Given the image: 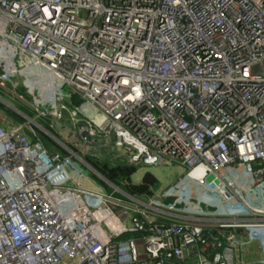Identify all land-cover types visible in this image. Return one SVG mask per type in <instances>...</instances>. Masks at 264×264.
I'll list each match as a JSON object with an SVG mask.
<instances>
[{
  "label": "built area",
  "instance_id": "obj_1",
  "mask_svg": "<svg viewBox=\"0 0 264 264\" xmlns=\"http://www.w3.org/2000/svg\"><path fill=\"white\" fill-rule=\"evenodd\" d=\"M23 90L49 128L68 115L80 143L186 182L72 183L4 100ZM0 105L22 118L0 120V264H247L251 244L264 264V0H0Z\"/></svg>",
  "mask_w": 264,
  "mask_h": 264
},
{
  "label": "rangeland",
  "instance_id": "obj_2",
  "mask_svg": "<svg viewBox=\"0 0 264 264\" xmlns=\"http://www.w3.org/2000/svg\"><path fill=\"white\" fill-rule=\"evenodd\" d=\"M67 92V91H66ZM23 96L24 100L20 101L16 98H4L8 102V104L12 106H16L19 109H23V113L26 114V117H30L33 122L36 124H39L41 128L39 129L38 133L40 135H45L49 139H51L54 142L55 149L57 153H61L64 156L68 157V159L71 161L72 166L69 169V174L73 180L72 183H74L75 179L78 177V171L81 173L80 175L84 176L85 179L83 180L86 185L89 187H96L98 180V183L105 184V178L103 179V175H101L99 172H94L93 167L91 163H95L93 159L101 160V155H97V153L101 150H109V148H106L103 144L102 140H99L97 138H94V141L92 143L84 144L82 141L80 143L78 132L74 129H71L69 127V124L65 122L61 123H55L50 121L51 117L47 116L48 119H44L46 122H50L51 128H49L47 125H44V121L37 119L36 117L39 115V112H35L34 110L36 107H38V99L40 97L39 93H36V100L31 97L28 90H23ZM4 101L6 104L7 102ZM40 107V106H39ZM27 109L32 110L33 115L28 116L27 115ZM25 110V111H24ZM40 110V109H39ZM12 110H10L7 106H1L0 105V120H3L2 115H9L11 118H13L17 122L22 123V118L16 117L13 113H11ZM29 114V113H28ZM66 118V117H65ZM4 122V121H3ZM1 124L6 125V121L4 123L0 122ZM28 127V131H30L31 127L35 126L32 123H29L28 121L25 122ZM58 124V126H57ZM8 125V124H7ZM37 129V128H36ZM96 150V152H94ZM120 152H123L120 150ZM93 153V154H92ZM95 153V154H94ZM95 170V169H94ZM87 173H86V172ZM100 174V175H99ZM146 174L153 175L159 182V185L157 187H154L156 192L158 194L170 191L174 192L176 189L180 187L181 182H186V176H185V168L175 164L174 166H139L137 172L131 177V182L135 186H140L143 183V178ZM101 177L100 179L98 177ZM98 187V186H97ZM101 188V187H99ZM197 193L193 190H188L187 194L184 196L187 199L195 201ZM169 205H172L173 202H168ZM249 248V245L246 246L247 253ZM254 250L258 251V247L255 246ZM140 253H142V249L140 248Z\"/></svg>",
  "mask_w": 264,
  "mask_h": 264
},
{
  "label": "trees",
  "instance_id": "obj_3",
  "mask_svg": "<svg viewBox=\"0 0 264 264\" xmlns=\"http://www.w3.org/2000/svg\"><path fill=\"white\" fill-rule=\"evenodd\" d=\"M15 116L20 119L19 116ZM65 121L70 125L68 115H66ZM39 138L50 151H54L55 146L51 139L40 134ZM97 155H101L102 159L97 161L93 159L95 163H91L92 167L103 175L105 179L120 187L127 193L138 196L149 195V190L159 185L158 180L153 175L146 174L143 178L142 185L135 186L131 182V177L137 172V167L128 165L116 152L111 150H101L97 153ZM96 182L98 187L110 192V189L105 184L98 183V180H96Z\"/></svg>",
  "mask_w": 264,
  "mask_h": 264
},
{
  "label": "crops",
  "instance_id": "obj_4",
  "mask_svg": "<svg viewBox=\"0 0 264 264\" xmlns=\"http://www.w3.org/2000/svg\"><path fill=\"white\" fill-rule=\"evenodd\" d=\"M255 245H250L247 253H244V257L247 264H260L262 263V254L258 251L254 250ZM246 251V249L244 250Z\"/></svg>",
  "mask_w": 264,
  "mask_h": 264
},
{
  "label": "water",
  "instance_id": "obj_5",
  "mask_svg": "<svg viewBox=\"0 0 264 264\" xmlns=\"http://www.w3.org/2000/svg\"><path fill=\"white\" fill-rule=\"evenodd\" d=\"M81 137L83 138V139H85V140H87L88 142H91L92 141V138L91 137H89V135L87 134V132H83L82 133V135H81ZM96 152V151H95ZM95 171V170H94ZM95 172H97V171H95ZM98 173V172H97ZM100 175V174H99ZM101 178V177H100ZM104 179V178H103ZM106 182H105V184H110V182H108V180H105Z\"/></svg>",
  "mask_w": 264,
  "mask_h": 264
}]
</instances>
